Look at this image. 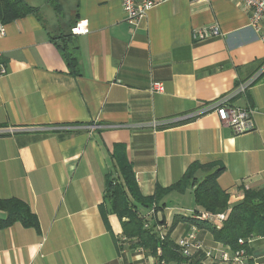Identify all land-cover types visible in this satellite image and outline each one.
Segmentation results:
<instances>
[{
  "label": "crops",
  "instance_id": "crops-1",
  "mask_svg": "<svg viewBox=\"0 0 264 264\" xmlns=\"http://www.w3.org/2000/svg\"><path fill=\"white\" fill-rule=\"evenodd\" d=\"M25 1L35 12L4 22L0 35V199L24 202L38 229L19 221L1 227L0 264H157L123 236L125 218L104 203L106 179L117 177L116 145L124 146L143 195L177 182L194 161L224 166L217 182L230 206L245 189L264 188V78L236 91L264 61V43L239 0H167L136 26L125 21L120 0ZM79 23L87 32L72 34ZM209 24L220 35L192 40V28ZM65 32L76 74L50 39ZM155 81L162 91H151ZM222 99L253 108L254 129L234 134L220 122L212 106ZM186 193L192 201L173 202ZM161 202L154 216L165 221V233L175 214L197 209L192 187ZM190 232L206 248L223 245L185 221L170 237ZM246 245L250 254L231 264L249 257L264 264V237ZM183 259L169 264H212L202 255Z\"/></svg>",
  "mask_w": 264,
  "mask_h": 264
},
{
  "label": "trees",
  "instance_id": "trees-1",
  "mask_svg": "<svg viewBox=\"0 0 264 264\" xmlns=\"http://www.w3.org/2000/svg\"><path fill=\"white\" fill-rule=\"evenodd\" d=\"M48 1L52 4L55 2V0ZM33 12H35V8L25 0H0V16L4 22ZM50 39L61 51L70 72L76 74L78 62L74 55L71 32L50 35ZM251 78L249 86L264 78V61L260 62L243 82ZM111 159L117 177L108 176L106 179L104 203L109 204L111 211L118 217L125 218L122 222L123 236L127 240H137V245L141 246L146 254L156 257L157 264H161V261L164 264H169L172 261L178 263L184 261V257L182 258L177 245L170 237L172 228L179 221L189 222L197 227L207 229L216 241L229 246L232 250L244 248L248 255L250 249L246 245L247 240L256 236L264 237V188L245 189L243 198L230 206L227 194L217 182L218 176L224 170L223 165L215 162L202 164L194 161L186 168L177 182L165 188L157 185L152 195H143L135 181L132 165L125 156L123 145L115 146ZM198 172H204V176L197 177ZM188 187L193 188L194 202L197 206L193 213L199 211L225 212L226 217L222 226L216 228L205 220L175 214L168 232L163 239H160L155 227L165 221H158L153 215L144 217L142 210L153 209L156 213L165 207L161 200L168 192L176 190L183 193ZM0 209L7 213V218L0 220V228L19 221L26 227L38 229L36 215L24 202L16 198L0 199ZM100 211L103 213V205H100ZM148 222L149 227H145L144 224ZM238 239H243L245 242L239 244ZM158 247L160 248L159 253L157 252ZM247 264L256 263L249 257Z\"/></svg>",
  "mask_w": 264,
  "mask_h": 264
},
{
  "label": "built area",
  "instance_id": "built-area-1",
  "mask_svg": "<svg viewBox=\"0 0 264 264\" xmlns=\"http://www.w3.org/2000/svg\"><path fill=\"white\" fill-rule=\"evenodd\" d=\"M167 0H120L121 8L124 14L125 21L136 26L138 22L145 16L146 12ZM202 2L205 0H195ZM240 3L247 9L249 16V26L257 34L260 41L264 43V0H239ZM72 34H82L87 32L86 26L81 23L71 28ZM5 34L4 21L0 16V35ZM191 38L194 41H202L214 36L220 35V30L217 24H209L201 27L192 28L190 32ZM6 73V67L3 62L0 61V79ZM252 78L240 84L237 88V92L244 91L251 83ZM163 89L161 82L155 81L151 85V91L160 92ZM217 117L220 122L230 126L234 134H243L250 132L254 129L253 121V108L251 107H239L226 103L225 99L218 101L214 104ZM154 216L153 209H150L144 217ZM193 218L198 220H205L211 223L216 228L222 226V222L226 217L225 212L211 213L206 211H199L198 213H192ZM164 224H157L155 227L156 232L160 239L165 236ZM145 227H149V222L144 224ZM243 239H238L239 244H243ZM180 254L186 259L197 258L203 256L205 260L210 263H225L231 264L237 262L240 258L246 256L244 248H237L232 250L227 245H222L219 249L206 248L202 242L197 238L195 232H190L185 236H180L175 240ZM157 252H160V248H157ZM161 264H164L161 261Z\"/></svg>",
  "mask_w": 264,
  "mask_h": 264
},
{
  "label": "rangeland",
  "instance_id": "rangeland-1",
  "mask_svg": "<svg viewBox=\"0 0 264 264\" xmlns=\"http://www.w3.org/2000/svg\"><path fill=\"white\" fill-rule=\"evenodd\" d=\"M32 1H36V0H32ZM187 194H188V195H187ZM180 198H183L182 200L185 201V202H186V201L188 202V198H189V201H192L191 194H190V193H186L184 197H180L179 195L176 196V197H174V198H173V202L175 203V199L180 200ZM171 209H172V208H170V209L167 210V211H172V212H175V213H176V210H171Z\"/></svg>",
  "mask_w": 264,
  "mask_h": 264
}]
</instances>
